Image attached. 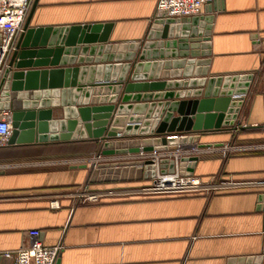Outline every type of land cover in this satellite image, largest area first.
<instances>
[{
  "label": "crops",
  "instance_id": "obj_1",
  "mask_svg": "<svg viewBox=\"0 0 264 264\" xmlns=\"http://www.w3.org/2000/svg\"><path fill=\"white\" fill-rule=\"evenodd\" d=\"M157 3L158 0H38L31 27L55 29L110 24L112 43L136 42L145 38ZM216 6L220 11L209 13L215 15V20L210 41L212 62L207 67V76L254 75L239 116L240 124L249 127L245 129L248 134L239 136L233 130L187 134L199 135L202 144L225 146L239 136L242 142L233 145L241 148L240 152L223 153L225 147L203 149L195 175L208 179L221 174V179H233L248 186L209 194L112 195L96 203L80 204L78 193L93 171L89 168V159L98 153L97 146H102V142L80 137L32 148L3 149L0 150V256L28 246L31 230L41 231L40 240L46 246L63 245L60 264H228L233 258L264 253V216L255 211L257 197L264 191V151L261 150L264 142V0H217ZM81 56L84 60L97 58L87 55L75 58ZM149 60L150 64L158 60L155 61L158 66L148 71L141 67L136 72L133 65L125 75L121 94L130 85L203 78L202 72L198 74L196 69L188 76L184 69H176L174 65L168 70L160 67L161 57L146 58L145 64ZM78 62L73 67L79 66ZM123 64H127L125 59ZM132 73L136 76L134 79ZM97 75L96 71L92 85L104 84L97 83ZM118 75L109 73L108 81L117 79ZM88 77L87 74L83 81L86 86L90 85ZM105 80L106 72L101 81ZM166 90H133L128 95L132 99L139 96V102H154ZM168 90L184 92L175 95V101L194 98L188 93L194 89L184 83ZM83 93L71 92L65 98L58 97L52 118H64L63 103L77 108L101 107L105 106L101 99L112 96L111 91L105 94L104 90L98 95L94 91L90 95ZM133 103L136 102H129L131 107L123 114L124 118L129 121L148 116L151 105L145 111H137ZM93 116L96 115L91 114L92 119ZM61 164L64 166L55 167ZM83 164L88 168H70ZM109 184L108 190L126 187ZM1 264H13V261L2 258Z\"/></svg>",
  "mask_w": 264,
  "mask_h": 264
},
{
  "label": "water",
  "instance_id": "obj_2",
  "mask_svg": "<svg viewBox=\"0 0 264 264\" xmlns=\"http://www.w3.org/2000/svg\"><path fill=\"white\" fill-rule=\"evenodd\" d=\"M216 2L217 0H213L207 4L204 7L205 14L200 16L183 20L165 17L154 19L150 22L147 34L142 40L112 43L110 24L77 25L55 29L31 27V19L38 3V0H35L9 62V68L0 83V109L11 110L14 114V130L10 146L69 142L81 137L102 142L101 150L104 156H120L153 150H177L179 146L188 144H198L200 148L224 146L223 143L202 144L199 135H184L236 130L245 97L249 94L254 80L253 74L211 78L207 76V67L212 62L210 41L215 20V15L209 13L220 11ZM79 55L97 58L84 60L81 56L76 59L75 57ZM152 56L161 57L163 62L159 65L165 66L166 70L174 65L176 69H184V74L188 75L196 69V73L202 72L203 78L192 79L189 82L179 80L130 85L121 94L126 81L125 75L133 65L136 72L141 67L148 71L149 68L154 69L158 66L155 62L158 60H154L151 64L149 60L145 64V59ZM75 59L79 61L77 67H73ZM124 59L127 64H123ZM84 61L86 65L83 66ZM107 61L110 63L106 64ZM200 67H204L203 70H200ZM96 71L97 83L104 84L92 85ZM104 72H106V80L101 81ZM109 73H114V77L118 73L121 76L118 75L117 79L108 81ZM87 74L89 75L87 82L90 85L86 86L83 81L87 78ZM135 77L132 73L131 78ZM183 83L194 89L188 92L193 95V100H173L175 95H183L184 92L175 93L168 89L175 85L181 87ZM164 88H167L166 92L156 96L160 102H139V96L132 99L128 95L133 90ZM103 90L105 94L110 91L112 93L110 98L101 99L105 106L77 108L63 103L64 118H52V109L57 107V99L61 95L63 98L71 92L74 94L88 92L86 94L90 95L92 91L98 95ZM161 97H165V100H161ZM119 99L120 103L117 105ZM95 100L97 103L100 102V99ZM131 100L136 102L133 104L136 105L137 111H145L151 105L148 116L132 118L129 121L124 118L123 114H126L131 107L129 106ZM175 113H178V116H175ZM91 114L96 116L92 119ZM70 115L74 117L71 118ZM90 121L93 122L90 124ZM248 128L242 129L248 130ZM144 134H152L154 138L144 140L135 138L136 135ZM200 161L199 156L183 157L180 174L185 177L194 176ZM70 168L87 169L88 166L72 165ZM161 168L162 174H173L175 162L162 159ZM155 177L156 165L153 161L124 160L100 164L92 171L89 181L93 185L147 181L145 185H148ZM256 202L255 211L264 216V191L258 195ZM1 261L0 256V264ZM57 264H60V259ZM228 264H264V253L256 257L233 258Z\"/></svg>",
  "mask_w": 264,
  "mask_h": 264
},
{
  "label": "built area",
  "instance_id": "obj_3",
  "mask_svg": "<svg viewBox=\"0 0 264 264\" xmlns=\"http://www.w3.org/2000/svg\"><path fill=\"white\" fill-rule=\"evenodd\" d=\"M213 0H158L157 8L151 22L159 17L173 19H187L203 15L204 7ZM35 0H0V83L4 77L6 70L9 68V62L12 58L20 35L23 33L25 23L29 17ZM246 101V97H245ZM244 101V103H245ZM242 110V109H241ZM241 113V112H240ZM13 111L8 109H0V149L10 146V140L13 134ZM240 116V114H239ZM247 126H242L240 120L237 121V129L233 130L237 133ZM122 135V134H121ZM191 136L193 134H184ZM179 137V135H178ZM223 153L232 151H242L241 148L232 145L211 148H223ZM248 148L247 146L245 147ZM208 148H200L198 144H188L180 146L177 153H181L183 157H193L202 155V150ZM201 153V154H200ZM144 155L143 153L141 154ZM121 158V156H117ZM145 157V156H144ZM143 157V158H144ZM170 157L155 153L151 160L156 165V177L150 181V184L145 186L100 190L93 188L90 181H87L80 192L78 193L79 203H96L104 197L112 195H127V196H172V195H189L201 192L212 193L214 191H224L237 189L240 186H248L247 183L235 181L233 179H222L218 185H212V180L205 181L203 178L192 176L185 177L180 174V163L183 158ZM111 156H104L100 150L94 157L89 159V168L92 170L98 168L103 163H115L118 159H110ZM122 159V158H121ZM169 159L175 162V172L173 174H162L161 160ZM124 161V159H122ZM120 162V161H118ZM138 189V190H137ZM30 244L22 246L16 252H5L1 255L13 261V264H57L63 251L61 243L55 246H46L40 240L41 231L31 230L28 232Z\"/></svg>",
  "mask_w": 264,
  "mask_h": 264
},
{
  "label": "rangeland",
  "instance_id": "obj_4",
  "mask_svg": "<svg viewBox=\"0 0 264 264\" xmlns=\"http://www.w3.org/2000/svg\"><path fill=\"white\" fill-rule=\"evenodd\" d=\"M241 130H243V129H241ZM245 130V129H244ZM247 130V129H246ZM245 130V131H246ZM240 132V131H239ZM239 132L237 133L238 135H239ZM135 138H139V139H141V140H144V139H152V138H154V136H152V134H144V135H137V136H135ZM236 138H239V136H236ZM233 139H235V138H233ZM234 141V140H233ZM257 144H259V143H257ZM232 145H233V143H232ZM261 145H263V148H261V150H263L264 151V142H261ZM180 147V146H179ZM178 151L177 150H166V151H149V152H144V151H141V152H139V153H131V154H127V155H130L127 159H124L125 161L126 160H129V161H136V160H139V159H152L151 157H153V155L155 154V153H158V154H161V157H164V155H167V156H170V157H173V158H175V157H178V158H181V157H183L182 156V154L181 153H177ZM236 152H240V151H236ZM144 154L143 156L141 155V154ZM228 153H233L232 151H229ZM235 153V152H234ZM201 154V153H200ZM229 155V154H228ZM120 156H122V155H120ZM126 156V155H125ZM145 156V157H144ZM112 157V156H111ZM144 157V158H143ZM110 159H118L116 162H118V161H122V159L121 158H110ZM37 161V160H36ZM39 161V160H38ZM62 166H64V164H61V165H55V167H62ZM65 166H66V164H65ZM43 168H45V167H43ZM53 168V167H52ZM194 176H196V175H194ZM196 177H198V176H196ZM221 177H222V175L221 174H219L218 176L217 175H215V176H211V177H208V179H205V181H207V180H212V178H213V180H212V185H218L221 181H222V179H221ZM147 181H143V182H140V181H126V182H120V183H117V184H121V185H124V186H126L125 188H123V189H126V188H133V189H131V190H134V187H139V186H145V183H146ZM135 183H138V184H136V185H134ZM142 183H144V184H142ZM124 186H122V187H124ZM108 189H110L109 187H107L106 185H104V186H100V190H108ZM138 190V189H137ZM216 191H214V193H215ZM200 193V192H199ZM198 194V193H197Z\"/></svg>",
  "mask_w": 264,
  "mask_h": 264
},
{
  "label": "trees",
  "instance_id": "obj_5",
  "mask_svg": "<svg viewBox=\"0 0 264 264\" xmlns=\"http://www.w3.org/2000/svg\"><path fill=\"white\" fill-rule=\"evenodd\" d=\"M248 134V132H246L245 130H240V132H239V136H244V135H247ZM239 142H242V140L241 139H239V138H237V139H235L234 141H233V144H237V143H239ZM34 146H37V145H27V146H9V147H7V148H3V149H5V150H7V149H9V148H11V147H14V148H16V147H29V148H32V147H34ZM3 149H0V150H3ZM101 150V146H97V151L99 152ZM104 186V185H110L109 183H103V184H95L94 186Z\"/></svg>",
  "mask_w": 264,
  "mask_h": 264
}]
</instances>
